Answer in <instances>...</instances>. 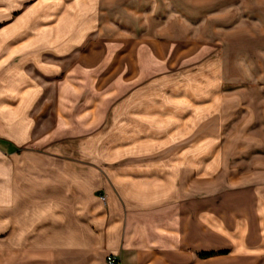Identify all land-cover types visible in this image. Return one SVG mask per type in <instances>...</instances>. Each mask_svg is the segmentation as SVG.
I'll list each match as a JSON object with an SVG mask.
<instances>
[{"label": "crops", "instance_id": "1", "mask_svg": "<svg viewBox=\"0 0 264 264\" xmlns=\"http://www.w3.org/2000/svg\"><path fill=\"white\" fill-rule=\"evenodd\" d=\"M142 1L126 11L146 24L126 28L144 32L152 24L147 33L178 44L181 35L207 33L225 47L213 64L181 77L200 91L162 89L155 105L136 109L152 124L141 128L148 136L139 138L148 147L141 153L29 150L17 158L16 146L36 137L28 131L36 92L20 90L14 101L1 96L0 161L8 156L22 170L0 172V210L14 211L13 232L0 233V264H108L107 254L117 264H264V0H210V8L209 0ZM214 1L226 4L216 8ZM246 36L252 46L242 47ZM227 82L238 86L224 89ZM203 108L222 115L220 133L218 123H206L197 137L183 133L202 126L190 120ZM0 223H9L4 212Z\"/></svg>", "mask_w": 264, "mask_h": 264}, {"label": "rangeland", "instance_id": "2", "mask_svg": "<svg viewBox=\"0 0 264 264\" xmlns=\"http://www.w3.org/2000/svg\"><path fill=\"white\" fill-rule=\"evenodd\" d=\"M132 1L137 3L136 8L143 2L0 0V97L7 94L14 101L15 93L20 90L27 88L36 92L28 125L30 137L34 134L36 137L32 143L16 146L17 158L29 150L74 157L141 153L138 149L148 148L141 145L139 138L148 137L147 131L141 128L152 124L141 119V115L135 113L136 109L155 105L162 89L185 85L192 93L200 91L197 82L195 85L186 83L181 77L187 80L186 75L213 64L225 45L207 33L184 34L178 37L180 44L173 43L167 36L147 33L153 28L152 24L149 30L136 33L126 25L135 22L142 26L146 20L140 19L137 13L132 15V11H126ZM225 2L213 3L217 8ZM205 3L206 8L211 7L210 0ZM203 13L205 15L200 13L202 19L208 14ZM245 38L240 45L252 46L251 37ZM188 40L198 41L185 46ZM207 42H214L213 48H206ZM236 86V82H227L223 87L233 90ZM244 89L247 102L251 103L250 88ZM131 91L137 93L134 98H129ZM195 99L197 105L204 101V97ZM217 102L221 99L215 100ZM222 102L227 105L225 102L229 100L225 98ZM221 118V114L204 113L203 108L202 113H194L190 120L191 127L193 124L202 126L186 128L183 133L196 137L203 135L206 123L212 129L218 123L214 132L220 133ZM186 126L189 127V123ZM153 135L156 139V133ZM123 140L136 142L119 146ZM147 153L155 154L156 146L150 147ZM9 159L7 156L0 161V172L11 174L14 165V170H22L16 160L13 165ZM3 212L9 223L5 226L0 223V233L13 232L14 211L0 210V215Z\"/></svg>", "mask_w": 264, "mask_h": 264}, {"label": "built area", "instance_id": "3", "mask_svg": "<svg viewBox=\"0 0 264 264\" xmlns=\"http://www.w3.org/2000/svg\"><path fill=\"white\" fill-rule=\"evenodd\" d=\"M106 262L108 264H117L118 263V259L115 255H112V254H107L106 257Z\"/></svg>", "mask_w": 264, "mask_h": 264}]
</instances>
